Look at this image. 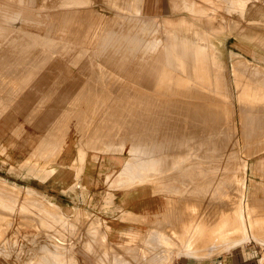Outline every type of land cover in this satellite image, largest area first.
<instances>
[{"label":"rangeland","instance_id":"rangeland-1","mask_svg":"<svg viewBox=\"0 0 264 264\" xmlns=\"http://www.w3.org/2000/svg\"><path fill=\"white\" fill-rule=\"evenodd\" d=\"M31 5L0 0V264H264V0Z\"/></svg>","mask_w":264,"mask_h":264},{"label":"bare ground","instance_id":"bare-ground-1","mask_svg":"<svg viewBox=\"0 0 264 264\" xmlns=\"http://www.w3.org/2000/svg\"><path fill=\"white\" fill-rule=\"evenodd\" d=\"M61 1V0H60ZM64 1V0H63ZM63 3V2H62ZM170 52H173L171 50ZM205 59V58H204ZM203 59V60H204ZM163 60V58H159L158 61ZM155 79V78H154ZM162 85V84H161ZM163 86V85H162ZM162 88V87H161ZM184 92V91H183ZM187 92V91H186ZM114 113V112H113ZM136 121V120H135ZM104 133V132H103ZM128 133V132H127ZM222 136V135H221ZM133 138V137H132ZM132 141V140H131ZM119 149V148H118ZM119 151V150H118ZM125 166V165H124ZM128 166V165H127ZM126 166V167H127ZM129 168V167H128ZM132 168V167H131ZM126 169V168H125ZM135 169V168H134ZM130 170V168L128 169ZM139 171V170H137ZM131 172V171H130ZM121 175V174H120ZM122 176V175H121ZM117 178V177H116ZM139 181V180H138ZM4 202V201H3ZM4 204V203H3ZM6 204V203H5ZM4 204V205H5ZM7 205V204H6ZM13 205V204H12ZM9 206V205H7ZM11 206V204H10ZM245 220V219H244ZM247 220V219H246ZM249 222V221H248ZM215 224V223H214ZM212 224V225H214ZM216 226V225H215ZM228 226V225H227ZM231 226V225H230ZM232 226H234L232 224ZM231 226V227H232ZM246 226L244 223H237L236 226H234L231 229H225L222 228V226H219V228L213 229L212 232H209L206 234L203 230L198 227V230H183L184 239L182 240V243L180 247L176 250L174 258H179L181 256H204L205 257H212L213 255L221 254V253H229L232 248L236 247L237 245H244L245 243L248 244L250 241H256L259 242L260 238L255 234V224L254 222H250L246 229L244 228ZM203 228V227H202ZM206 228V227H205ZM208 228V227H207ZM206 228V229H207ZM214 228V227H212ZM229 228V227H228ZM249 230V234H247V231ZM211 231V229H210ZM229 231H232L230 236H224V239L222 237L223 234L229 233ZM210 236V240L207 238ZM234 235V236H233ZM165 237V236H164ZM162 237V238H164ZM166 238V237H165ZM168 238H170L168 236ZM166 240V239H163ZM209 240V241H208ZM167 241V240H166ZM170 241V240H169ZM168 241V242H169ZM167 242V243H168ZM166 243V242H165ZM171 243V242H170ZM50 244V243H49ZM169 244V243H168ZM171 245V244H170ZM52 246V245H51ZM58 247V246H57ZM62 247V246H61ZM106 247V246H105ZM173 247V244H172ZM96 248V247H95ZM155 248V247H154ZM157 248V247H156ZM46 249V248H45ZM108 249V248H107ZM176 248H173L174 250ZM50 251V250H49ZM58 251V250H57ZM162 251V250H161ZM175 251V250H174ZM168 252V251H167ZM204 252V253H203ZM46 253V252H44ZM48 254L50 252H47ZM107 253V252H106ZM52 254V253H51ZM54 254V253H53ZM56 254V253H55ZM58 255V253L56 254ZM168 255V254H167ZM172 255V254H171ZM48 256V255H47ZM96 258V257H95ZM203 258V257H202ZM50 259V258H49ZM54 259V258H53ZM98 259V258H97ZM100 259V258H99ZM168 259V258H167ZM42 260V259H41ZM48 261V260H47ZM102 261V260H101ZM121 261V260H120ZM118 261V262H120ZM124 261V260H123ZM134 261V260H133ZM40 262V261H39ZM125 262V261H124ZM128 262V260H126ZM131 262V261H130ZM48 263V262H47ZM169 263V262H168ZM122 264V263H121Z\"/></svg>","mask_w":264,"mask_h":264},{"label":"crops","instance_id":"crops-1","mask_svg":"<svg viewBox=\"0 0 264 264\" xmlns=\"http://www.w3.org/2000/svg\"><path fill=\"white\" fill-rule=\"evenodd\" d=\"M25 1H26V3H27L28 5H30V6H32V7H35V6L31 5L33 0H25ZM42 2H43V0H42ZM110 229H112V228H110ZM183 257H184V256H183ZM180 258H181V257H180ZM180 258H178V259H180ZM187 258H189V257H187ZM192 259H195V258H192ZM195 260H198V259H195Z\"/></svg>","mask_w":264,"mask_h":264}]
</instances>
